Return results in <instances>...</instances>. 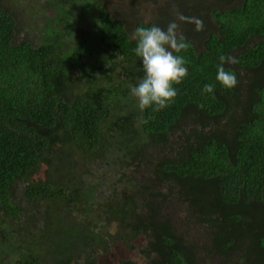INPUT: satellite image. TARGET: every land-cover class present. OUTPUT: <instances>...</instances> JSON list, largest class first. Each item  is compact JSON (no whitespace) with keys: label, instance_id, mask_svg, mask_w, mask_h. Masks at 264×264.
Returning a JSON list of instances; mask_svg holds the SVG:
<instances>
[{"label":"trees","instance_id":"obj_1","mask_svg":"<svg viewBox=\"0 0 264 264\" xmlns=\"http://www.w3.org/2000/svg\"><path fill=\"white\" fill-rule=\"evenodd\" d=\"M211 2L194 33L200 49L186 40L179 53L188 75L175 102L141 111L121 99L144 76L134 31L151 24L128 32L101 0H0V243L11 231L3 216L26 217L16 196L45 206L38 251L16 264H45L42 240L52 264H69L104 238L100 222L115 223L128 248L142 238L143 264H264V0ZM78 11L89 13L84 31ZM221 55L238 61L224 64L233 89L216 80ZM150 146L164 150L154 199L103 200L89 186L96 164L139 163ZM64 209L78 222H64Z\"/></svg>","mask_w":264,"mask_h":264},{"label":"rangeland","instance_id":"obj_2","mask_svg":"<svg viewBox=\"0 0 264 264\" xmlns=\"http://www.w3.org/2000/svg\"><path fill=\"white\" fill-rule=\"evenodd\" d=\"M25 0H9L10 6L14 2L22 5ZM31 1V0H27ZM38 3H43L44 0H37ZM106 5L108 11L122 23H124L128 32H131V28L135 22L149 23L151 25H158L162 28H166L169 22L177 21V14H183L186 17H197L203 21L204 27L209 25V16L205 11V6L207 8L212 4L211 0H101ZM18 8V7H16ZM18 11H21L20 9ZM23 12H21V17H24ZM51 12L45 11L44 16H49ZM76 18L80 21L77 24L76 29L84 31L88 27V17L89 13L77 12ZM74 16V17H75ZM29 25L34 24V20L29 19ZM178 32L182 34L186 40L193 43L196 49L201 47V39L197 38L195 33V25L192 23L180 22ZM38 24H41L39 21ZM204 35V34H203ZM133 97L129 93L125 95L121 100L123 104L128 103L129 99ZM78 158V155L77 157ZM42 170V169H41ZM78 172V168H76ZM42 176L41 171L36 176L40 178ZM104 189V188H102ZM100 192V188L99 191ZM19 196V195H18ZM16 196L17 202L21 204V208L26 217L21 216V219L8 218L3 216L4 220L10 227V232L6 233V242L0 243V264H16L17 261L23 260L28 254H33L38 251L36 245H33L31 237L36 235L38 230L41 228V212L45 208L44 204L28 205L21 203L22 200ZM64 222L69 220H74L78 222V210L73 211H62ZM66 213V214H65ZM96 214V213H95ZM31 217V220L28 218ZM33 223V224H32ZM91 223L92 232L93 230ZM97 227L102 229L104 232V238L100 240H95L90 244L89 249L85 253L76 254L74 259L70 261L69 264H117L119 260L128 259L136 264H143V258L137 253V249L143 244L142 238H137L131 241L130 246L119 239L107 238L111 235H115L117 227L115 223H110L109 225L100 222ZM100 231V230H98ZM48 234L45 233V236ZM31 241V242H30ZM44 247L40 250L43 254V259L45 264H52L50 257L52 256V245H49L48 240H42ZM42 243V244H43ZM42 250L44 253H42ZM92 261V263H90Z\"/></svg>","mask_w":264,"mask_h":264},{"label":"clouds","instance_id":"obj_3","mask_svg":"<svg viewBox=\"0 0 264 264\" xmlns=\"http://www.w3.org/2000/svg\"><path fill=\"white\" fill-rule=\"evenodd\" d=\"M177 21L194 24L197 32L204 29L203 21L197 17L177 14ZM177 21L169 22L166 28L153 24L137 27L134 31V53L142 61L144 76L137 85L129 84V88L141 111L148 108L161 111L173 104L178 95L175 86L180 85L188 75L187 61L179 53L186 52L190 44L178 32ZM237 62L234 57L220 56L216 80L226 89L235 88L238 80L233 72L225 69L224 64ZM203 91L212 93L214 85L205 84Z\"/></svg>","mask_w":264,"mask_h":264},{"label":"flooded vegetation","instance_id":"obj_4","mask_svg":"<svg viewBox=\"0 0 264 264\" xmlns=\"http://www.w3.org/2000/svg\"><path fill=\"white\" fill-rule=\"evenodd\" d=\"M160 151L164 150L151 148L150 146L147 152L152 153L154 157H146V159L140 160L139 163L134 162L132 165L128 163L126 166H123L124 164L120 166L115 160L114 162L98 163L91 169V174L87 175L90 181L89 186L96 188L97 192L100 188L99 197L103 200H111L113 198H118L122 201L132 199L137 202H140L143 198L152 200L154 199L153 194L157 189L164 190L161 187L159 188V186H155L157 177L152 168V165L155 164L154 160L159 158ZM122 197L125 198L123 199ZM165 214L172 216L176 219L173 222L177 223L178 217L175 205H169ZM110 237L111 239H116L114 235Z\"/></svg>","mask_w":264,"mask_h":264}]
</instances>
